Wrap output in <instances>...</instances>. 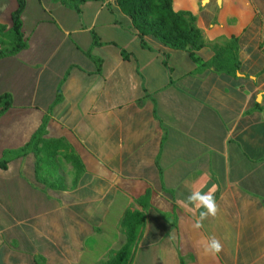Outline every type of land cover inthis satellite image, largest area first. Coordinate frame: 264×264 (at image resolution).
Segmentation results:
<instances>
[{"label":"crops","instance_id":"1","mask_svg":"<svg viewBox=\"0 0 264 264\" xmlns=\"http://www.w3.org/2000/svg\"><path fill=\"white\" fill-rule=\"evenodd\" d=\"M70 1L25 0L26 47L0 58V160L31 143L0 165V264H101L128 209L130 264H264V0H173L195 51L142 36L117 0ZM18 6L0 0L6 30ZM194 188L218 205L200 229Z\"/></svg>","mask_w":264,"mask_h":264},{"label":"trees","instance_id":"2","mask_svg":"<svg viewBox=\"0 0 264 264\" xmlns=\"http://www.w3.org/2000/svg\"><path fill=\"white\" fill-rule=\"evenodd\" d=\"M19 6L13 12V26L6 30L7 26L0 24V41L3 43L0 48V58L18 53L26 47V40L22 31L21 14L25 7V0H18ZM71 3L69 0H63ZM173 0H117L121 10L131 15L133 24L140 31L141 35L153 34L167 46L174 49L198 50L204 46V39L201 30L196 26V16L189 11H175L172 5ZM145 44V43H144ZM226 48L219 49L212 58V64L220 70V57ZM227 72L236 71L233 68L225 69ZM12 103L10 94H0V116ZM47 124L44 120L42 127ZM36 136H34V140ZM52 141V140H48ZM31 143L16 149L7 150L0 165L5 166L11 156L27 153ZM78 173L82 171L81 160L75 154H70ZM149 192L143 197H148ZM140 197L142 202L145 198ZM143 220V213L139 210H126L121 225L127 235V242L115 253L101 264H125L129 258L132 245L138 235Z\"/></svg>","mask_w":264,"mask_h":264},{"label":"clouds","instance_id":"3","mask_svg":"<svg viewBox=\"0 0 264 264\" xmlns=\"http://www.w3.org/2000/svg\"><path fill=\"white\" fill-rule=\"evenodd\" d=\"M215 188L210 189L207 193L202 192L200 189L194 188L187 197V202L195 206L199 211L195 223L192 225L195 229L203 227V221L209 217H216L218 213V205L215 200ZM223 250V245L219 239L215 236L210 237L206 243H204V251L210 255L219 254Z\"/></svg>","mask_w":264,"mask_h":264},{"label":"rangeland","instance_id":"4","mask_svg":"<svg viewBox=\"0 0 264 264\" xmlns=\"http://www.w3.org/2000/svg\"><path fill=\"white\" fill-rule=\"evenodd\" d=\"M34 146H37V148H38V145L36 144H34ZM122 231H123V233L125 234V236H126V240L124 241V243L122 244V243H117V245H116V247L115 248H112L109 252H108V254L106 255V258L104 259V260H102V262L103 261H105V260H107L109 257H110V255L112 254V253H115L119 248H121L126 242H127V235H126V233L124 232V229L122 228ZM139 235V234H138ZM138 235L136 236V238H135V241H134V243H133V245H132V249H131V252H130V254H129V258H128V260L126 261V263L125 264H130V260H131V257L135 254V252H136V247L138 246ZM122 244V246H120ZM101 262V263H102Z\"/></svg>","mask_w":264,"mask_h":264}]
</instances>
